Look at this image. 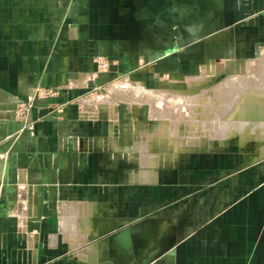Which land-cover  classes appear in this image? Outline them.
I'll return each mask as SVG.
<instances>
[{"label":"crops","instance_id":"crops-1","mask_svg":"<svg viewBox=\"0 0 264 264\" xmlns=\"http://www.w3.org/2000/svg\"><path fill=\"white\" fill-rule=\"evenodd\" d=\"M263 44L264 0H0V264H264V160L130 170L110 112L77 102Z\"/></svg>","mask_w":264,"mask_h":264},{"label":"rangeland","instance_id":"rangeland-1","mask_svg":"<svg viewBox=\"0 0 264 264\" xmlns=\"http://www.w3.org/2000/svg\"><path fill=\"white\" fill-rule=\"evenodd\" d=\"M95 59L98 71L110 70L106 56ZM148 72L151 78L144 80L119 74L77 100L80 110L89 116L99 106L110 112L120 138L117 141L118 134L111 135L109 144L126 157L127 169L136 167L143 173L171 165L213 169L219 160L223 169H229L231 161L240 166L264 160V133L253 130L261 129L264 116L252 117L244 102V91L256 86L258 80L264 82V44L254 56L208 58L188 73ZM261 89L259 104L264 103V85ZM54 92L53 87L37 88L17 102L16 117L24 120L28 114L19 115L20 104L26 103L30 110L37 96ZM24 127L35 134L32 123ZM1 190L0 184V197Z\"/></svg>","mask_w":264,"mask_h":264},{"label":"bare ground","instance_id":"bare-ground-1","mask_svg":"<svg viewBox=\"0 0 264 264\" xmlns=\"http://www.w3.org/2000/svg\"><path fill=\"white\" fill-rule=\"evenodd\" d=\"M246 66V65H245ZM262 80H263V78H262ZM255 82V81H254ZM263 85H264V82L263 81H260V80H258V82L256 83V86H254L252 89H249V90H245L244 92H245V107L247 108V110L249 109V110H252V113L250 114L252 117L253 116H258V118H260V117H262V116H264V113L262 114V112L260 111V109H263V112H264V103L263 104H259L258 102H257V99H258V101H259V98L260 97H262V99H263V96H261V95H259V93H260V90H262L261 89V86L263 87ZM239 90V89H238ZM264 92V91H263ZM230 93V92H229ZM260 96V97H259ZM259 97V98H258ZM255 102H256V104H255ZM262 102H263V100H262ZM242 106V105H241ZM193 109V108H192ZM257 110V111H253V110ZM250 112V111H249ZM255 112V113H254ZM243 113V112H242ZM248 113V112H247ZM260 113L262 114V115H260ZM238 114V113H237ZM241 114V113H240ZM239 115V114H238ZM242 115H240L239 117H241ZM249 116V115H248ZM248 118V117H247ZM249 118H251L250 116H249ZM256 119H257V117H256ZM252 119H250V121H251ZM263 120V119H262ZM256 121V120H255ZM259 121V120H258ZM257 121V122H258ZM257 122H256V125H257ZM260 123V122H259ZM261 123H262V127H261V129H254L253 128V130H255V132H256V130L257 131H262V133H264V121H261ZM254 125H255V123H253ZM236 125V124H235ZM237 126V125H236ZM233 127V126H232ZM235 129V128H234ZM249 129V128H248ZM231 130V129H230ZM229 130V131H230ZM251 130V129H250ZM249 130V131H250ZM228 132V131H227ZM248 132V131H247ZM249 133V132H248ZM251 133H253V132H251ZM251 133H249V134H251ZM254 134V133H253ZM252 134V135H253ZM251 135V136H252ZM260 135V134H259ZM254 136H258V135H255L254 134ZM247 138V137H246ZM254 138V137H253ZM259 138H260V136H259ZM258 138V139H259ZM257 139V140H258ZM246 140V139H245ZM261 156V155H260Z\"/></svg>","mask_w":264,"mask_h":264},{"label":"built area","instance_id":"built-area-1","mask_svg":"<svg viewBox=\"0 0 264 264\" xmlns=\"http://www.w3.org/2000/svg\"><path fill=\"white\" fill-rule=\"evenodd\" d=\"M20 111H19V115H21V116H25L26 115V113H28V111H29V106L26 104V103H22V104H20ZM27 116V115H26ZM30 124L31 123H27L25 126H28V127H30Z\"/></svg>","mask_w":264,"mask_h":264}]
</instances>
